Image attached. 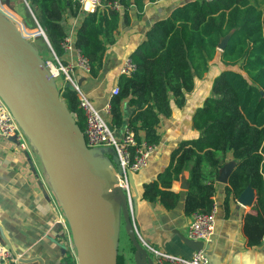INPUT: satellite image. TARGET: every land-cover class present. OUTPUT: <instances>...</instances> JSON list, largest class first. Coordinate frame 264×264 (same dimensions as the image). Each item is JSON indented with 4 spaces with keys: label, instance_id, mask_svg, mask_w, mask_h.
Here are the masks:
<instances>
[{
    "label": "trees",
    "instance_id": "1",
    "mask_svg": "<svg viewBox=\"0 0 264 264\" xmlns=\"http://www.w3.org/2000/svg\"><path fill=\"white\" fill-rule=\"evenodd\" d=\"M109 1L114 0H103L89 12L80 10L77 0L28 3L60 59L64 50L61 41L66 36L62 17L66 11L80 16L74 45L88 58V72L96 75L106 46L115 39L120 17L118 9L107 5ZM116 1L123 6L129 3ZM136 4L142 7L141 0H136ZM227 33L225 46L218 50L220 38ZM217 51L224 67L213 76L209 94L192 114V127L198 135L178 143L165 169L155 180L143 184L142 196L148 200L159 197L172 206L178 195L168 188L187 170L184 211H209L214 180L231 151L235 162L228 175L226 193L237 197L245 186L253 187V211L243 215V230L248 244L254 246L264 238V7L258 8L249 0H188L176 6L168 17L153 22L130 54L135 69L119 75V92L110 97L108 118L114 126H121L126 100L131 106L126 126L137 140L158 143V124L163 116L171 114V97L181 106L185 93L193 90L195 78L208 70ZM62 97L83 130L85 116L69 83L63 88ZM129 247L133 252L131 241ZM125 258L116 247V264H124ZM66 260L67 264L77 263L71 253Z\"/></svg>",
    "mask_w": 264,
    "mask_h": 264
},
{
    "label": "crops",
    "instance_id": "2",
    "mask_svg": "<svg viewBox=\"0 0 264 264\" xmlns=\"http://www.w3.org/2000/svg\"><path fill=\"white\" fill-rule=\"evenodd\" d=\"M186 1L188 0H141V8L137 6L136 0H129L127 6L121 4L118 9L120 17L115 39L106 46L98 73L91 75L80 68H76L74 73L82 90L97 108L101 109L110 100L112 87L118 85L120 65L146 37L147 30L153 22L168 17L176 6ZM249 2L258 8L264 7V0ZM25 11L23 0H9L8 5L4 0H0V13L8 19L12 18L17 25L24 21ZM125 14L128 17L127 21ZM79 20V15H72L69 11L62 17L66 35L71 36L73 44ZM24 24L28 28H33ZM45 44L49 46L46 41ZM38 52L43 55L46 50ZM216 55L222 65L219 71L224 64L219 59V51L212 59L214 60ZM73 58L74 52L63 50L61 56L63 62L71 61ZM208 72L209 69L202 76L195 78L194 88L185 93V101L181 106H178L171 97V114L163 116L159 121L157 128L160 134L159 141L150 154L147 165L132 172L129 179L131 203L129 204L126 199V206L138 239L147 251L143 258L150 264H154L153 254L147 250L146 245L182 256H190L193 251L180 237V234L187 236V227L191 220V213L184 211L188 171L183 170L179 178L172 180L168 188L178 195L172 206H167L159 197L154 200L145 199L142 192L143 184L155 180L165 169L170 154L178 143L182 139L198 135V130L192 127V114L209 94L210 82L217 73H210L209 83L199 84L198 79L205 77ZM122 110L124 122L116 129L118 136L122 134L131 111V106L126 100L123 102ZM21 128L23 129L22 126ZM23 131L27 145L25 149L20 148L14 137L0 135V241L6 243L18 255L19 264H67L66 255L71 253L74 256V252L67 247V233H70V228L68 222L67 230L54 223V207L55 204L60 205L48 174L45 173V169V172L41 170L39 153L24 129ZM98 156L106 157L99 154ZM106 158L110 168L115 169L111 160ZM225 162L234 164L231 151L227 153ZM184 182L187 183V187H181ZM226 183L214 180L215 192L212 196L216 208L214 229L210 239L203 245L209 257V264H264V238L259 244L251 246L243 230V215L245 212L253 211V202L243 204L231 194L227 195ZM120 215L122 216L121 212ZM127 238L130 245L128 235ZM63 246L66 248L65 252L62 250ZM130 252L133 257L134 251Z\"/></svg>",
    "mask_w": 264,
    "mask_h": 264
},
{
    "label": "water",
    "instance_id": "3",
    "mask_svg": "<svg viewBox=\"0 0 264 264\" xmlns=\"http://www.w3.org/2000/svg\"><path fill=\"white\" fill-rule=\"evenodd\" d=\"M8 5L9 0H4ZM43 38L50 43L43 32ZM229 33L217 44L222 49ZM0 95L8 104L37 149L65 214L78 264H116L117 225L120 212L133 246L136 264H150L146 249L133 227L117 178L110 166L89 147L73 112L53 84L51 74L35 46L24 38L16 24L0 13ZM224 162L216 179L227 182L233 168ZM129 179H131V173ZM181 187H187L184 182ZM236 199L243 204L255 200L247 185ZM193 250L203 241L180 234ZM63 252L66 248L62 247Z\"/></svg>",
    "mask_w": 264,
    "mask_h": 264
},
{
    "label": "built area",
    "instance_id": "4",
    "mask_svg": "<svg viewBox=\"0 0 264 264\" xmlns=\"http://www.w3.org/2000/svg\"><path fill=\"white\" fill-rule=\"evenodd\" d=\"M80 10L89 12L102 4L103 0H77ZM28 7L31 15L35 16L29 6L28 0H23ZM111 8L119 9L121 4L116 0L107 2ZM39 31L43 29L38 24ZM61 46L64 50L74 52V58L71 61L63 62L52 50V58L45 59L44 64L49 70L53 84L62 96V90L67 83L75 90L78 98V106L82 109L85 116V126L82 133L85 141L92 149L101 145H109L113 148L115 159L120 167V171L112 169L117 180L115 186H120L125 194L128 203H131V186L129 174L139 170L148 163V158L153 152L156 143H149L144 138L137 140L132 129L126 125L121 135H117V127L110 123L108 118L110 112V100L100 109L95 106L93 101L82 90L80 84L75 78V69L80 68L85 72L90 70V63L83 52L73 44L70 35H66ZM135 69V63L130 56H126L120 65L119 72L130 74ZM119 92V86L115 85L111 89V95ZM75 115V113L73 112ZM0 135L4 137H14L20 148L27 147L25 133L21 128L18 120L12 110L0 95ZM96 154V153H95ZM98 155V154H97ZM100 155V154H99ZM102 158V157H100ZM108 165L106 157L102 158ZM59 203V202H58ZM54 207V223L62 229H68L65 214L58 204ZM60 205V204H59ZM215 205L212 204L209 211L194 210L191 212V220L187 227V236L192 239L203 241V245L208 241L213 233L215 221ZM67 247L74 252L76 251L70 233H67ZM147 250L153 254L154 264H209V257L203 247L193 250L190 256H182L167 252L165 249L155 248L146 245ZM0 264H19L18 255L4 242L0 241ZM78 264V263H77Z\"/></svg>",
    "mask_w": 264,
    "mask_h": 264
},
{
    "label": "rangeland",
    "instance_id": "5",
    "mask_svg": "<svg viewBox=\"0 0 264 264\" xmlns=\"http://www.w3.org/2000/svg\"><path fill=\"white\" fill-rule=\"evenodd\" d=\"M24 6L26 7V11L24 13V21H22V24H16V21H14L12 18L11 21L13 23H15L17 25V27L19 28L20 32L22 33V35L24 36V38H26L27 40H29L30 42H32V44L39 50V51H42V50H46L45 53H43V55L41 56H44L45 59H48V58H52V52L49 48V46H47L45 44V41H44V38H43V34L39 31V27H38V24L37 22L35 21V19L33 18V16L31 15V12L30 10L28 9V7L24 4ZM26 23L27 25H30L31 27L33 28H28L25 26ZM47 47H48V50H47ZM44 54H47V55H44ZM218 55H216V57L214 58V60H210L209 61V72L206 74L205 77L203 78H199L198 79V83H209L211 80V74L214 73V72H217L219 68L222 67V65L219 63L218 61ZM212 72V73H211ZM211 73V74H210ZM59 97H60V100H63V97L59 94ZM94 153L96 154H100V155H104L106 157H108L112 164L114 165L115 169L117 171H120V167L117 163V161H115V153H114V150L111 146L109 145H101L99 147H96L93 149ZM38 160H39V164H40V167H41V170L43 172L44 171V168L42 166V163L40 161V157H39V154H38ZM46 173V172H45ZM129 240L127 238V235H126V231H125V228H124V222H123V218L121 215H119L118 217V225H117V249L120 251V252H124V255L126 256L125 258V263L124 264H136L135 261H133V257L131 255V252L129 250ZM133 260H132V259Z\"/></svg>",
    "mask_w": 264,
    "mask_h": 264
},
{
    "label": "bare ground",
    "instance_id": "6",
    "mask_svg": "<svg viewBox=\"0 0 264 264\" xmlns=\"http://www.w3.org/2000/svg\"><path fill=\"white\" fill-rule=\"evenodd\" d=\"M115 186V183L113 182L111 185H110V188H113Z\"/></svg>",
    "mask_w": 264,
    "mask_h": 264
}]
</instances>
